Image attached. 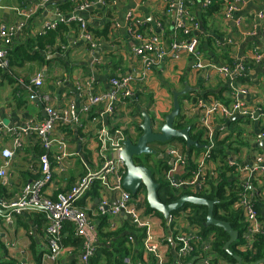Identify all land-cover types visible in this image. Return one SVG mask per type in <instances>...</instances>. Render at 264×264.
Masks as SVG:
<instances>
[{
	"label": "built area",
	"instance_id": "1",
	"mask_svg": "<svg viewBox=\"0 0 264 264\" xmlns=\"http://www.w3.org/2000/svg\"><path fill=\"white\" fill-rule=\"evenodd\" d=\"M246 1L225 0L218 14L225 21L230 22ZM69 2L71 8L73 6L71 11L60 12L54 8L51 19L45 21L38 30H28V34L41 36L47 31L55 30L59 24L74 25L79 32V37L93 52L99 44L80 15L105 7L108 2L107 0H69ZM194 2L195 0H161L163 14L170 24L169 31H166L160 22L155 23L158 32L151 28L144 29L145 22L138 19L134 12L126 13L123 19L126 35L136 43L132 52L140 61V66L127 74L109 76L105 91L92 94L87 87L91 80L89 77L76 80L74 83L76 95H71L67 101L63 102L62 107L55 108L53 98L39 91L42 85L40 73L34 75L29 83L16 81L17 86L28 94L30 101L41 102L44 118L40 124L24 130L9 127L0 120V178H5V170L9 167L15 153L22 149L25 136L32 135L34 144L42 150L38 157L41 181L24 184L14 198H0V219L9 223L15 216L25 211L41 213L45 223L43 260L53 264L57 263L58 257L65 249L62 245V232L64 227L69 225L74 237L80 241L79 260L81 264H89L99 246L96 218L107 215L108 230L116 232L118 229L116 220L123 215L130 226L142 231L144 235L141 243L143 253L146 258L150 257L154 264H211L212 237L210 236L208 241L203 240L198 230L189 225L187 219L189 210L180 211L177 215H171V213L164 218L163 223L170 230L173 244L172 254L170 257L166 256L170 247L165 238L154 239L153 237L151 226L155 213L144 208V190L140 189L134 197L122 186L126 168L120 159V152L125 140L127 138L136 139L140 132L136 130L128 135V130L122 126L107 124V121L113 118L124 105L133 109V112L129 110L130 114L136 115L137 113L138 115L140 111L139 93L134 84L144 79L151 69H158L160 63L166 58L176 59L179 54L185 53L191 60V68L196 72L209 70L220 76L231 92L232 103L225 105L213 97L197 96L190 107L195 126L202 132L203 139L206 141L200 157L197 159L188 157L176 146L167 147L162 152L163 156L165 155L171 162L168 170L162 174L163 180L175 190L189 191L191 196H196L197 193L208 189V181L217 177L216 167H212L213 161L210 153L215 147L218 135L226 130L227 123L233 121L232 119L236 116L254 124H259L264 120V113L258 106L244 103L240 99L247 95V89L237 86L234 82L237 77L244 79L248 77V63H261L262 53L252 49L249 62L240 57L229 64L212 60L211 57L214 55L203 50V44L206 46V42L201 43L203 39H211L217 52L225 51L228 46L232 45V42L228 41L225 36L219 38L204 31L197 18L199 15H194L190 11L191 7H194ZM51 3V0H40L29 9L17 7L14 9L16 18L9 24L0 18V70L4 73L11 75L8 52L14 43L19 42L16 41L19 33L24 34L25 37L31 20L36 15L47 11ZM197 4L199 11L205 10L210 7L212 0H202L200 4L197 1ZM257 17L264 19V14L258 13ZM118 27L117 21L112 22L113 29ZM166 35L169 38L168 43ZM64 50V45L54 44L47 46L42 54L46 58L59 57L63 55ZM96 65V61H92V70L96 68ZM68 82L69 79L64 76L56 80L55 85L59 87ZM90 117L98 125L94 149L98 163L91 156L85 158L83 161L87 173L77 184L67 193H59L55 196L46 195L45 187L52 182L56 171H63L64 161L71 156L67 150V134L76 135L82 128V121ZM156 126L153 124L154 129ZM6 139L11 146L7 147L8 145L4 144ZM220 139L222 138H218ZM255 143L258 146L264 145V127L260 128ZM227 164L235 168L241 188L239 198L234 205V209L240 213L243 225L238 250L254 253L257 237L264 236V223L255 208L261 196L256 184L264 183V152L256 154L248 162L240 161L237 154L231 153L227 158ZM90 166H94L97 170L91 171ZM94 181L99 183V190L104 196L99 199L93 215L89 216L83 208L78 206V201L92 188ZM105 194L108 196L106 197ZM110 197L114 198V204L109 202ZM128 242L134 243V236L129 235ZM198 245L201 246L200 253L197 250ZM6 247L13 249L15 245L7 244ZM74 250L70 247L67 251L71 254ZM125 261L128 263V260Z\"/></svg>",
	"mask_w": 264,
	"mask_h": 264
},
{
	"label": "crops",
	"instance_id": "2",
	"mask_svg": "<svg viewBox=\"0 0 264 264\" xmlns=\"http://www.w3.org/2000/svg\"><path fill=\"white\" fill-rule=\"evenodd\" d=\"M39 1L1 0L0 6L2 10L0 11V18L7 24L12 23L16 18L15 8L22 7L23 9H29ZM51 1L52 3L47 11L36 15L29 23L30 26L26 31L38 30L45 21L50 20L51 14L53 15L54 4L63 0ZM197 1L200 4L202 0H195L194 7H191L190 11L194 15H199L196 17L203 29L205 23L207 28L204 31L219 38L225 36L228 41L232 42V45L228 46V50L225 52L227 55L224 53V58L219 60L222 64H229L232 60L239 57L249 62L252 49L259 50L262 53L261 63H248L249 82H238L236 85L247 89V95L240 97V99L244 103L258 106L262 113H264V19L257 17L258 13L264 14V0H247L240 7V10L234 14V18L230 22L225 21L218 13H215L211 17L205 18L203 23L201 22ZM224 1L212 0V3H220L223 6ZM107 2L108 5L105 7L80 15L91 32L93 30L101 31L108 25V32L105 38L94 37L99 45L93 52L89 50L88 44L79 37L77 28L71 26L70 31L61 34L55 42L58 46L64 45L65 47L64 53L61 55L62 57L53 56L51 60L46 58L48 64L44 67L25 65L23 68L10 69L12 83L6 81L0 75V120L5 125L24 130L30 126L33 127L40 124L44 118L41 102L38 100L30 101L28 94L17 86L16 81L18 80L29 83L34 75L40 73L42 75L40 93L50 95L53 98L55 108H60L63 102L67 101L71 95H76L74 84L76 80L89 77L91 79L87 84L89 92L96 94L105 91L109 76L127 74L133 69L139 68L140 61L132 52V48L136 43L127 37L125 31L123 19L126 13L134 12L138 19L145 22L144 29L151 28L153 31L158 32L155 23L160 22L166 31H169L170 24L163 14L161 0H107ZM114 21L119 23L117 29L112 28V22ZM23 38L24 34L19 33L16 41L22 42ZM166 40L168 43V35H166ZM212 48L214 49L213 43ZM203 50L210 54L205 44H203ZM92 61H96L97 63L96 68L93 70ZM113 69H116V72H113ZM64 76L69 79V82L57 87L55 81ZM134 87L139 93L138 106L140 111L138 115L136 112V115L130 114L129 110L133 112V109H129V107L124 105L113 118L107 121L108 125H118L127 129L128 135L136 130L139 132L138 128L142 123V112H146L152 118L154 124L159 126L162 120L160 115L165 113V117L172 110L173 92L182 91L186 87H190L193 90L179 97V116L182 117L183 121H189L193 125L196 124L190 113V107L197 96L220 94L222 100L228 102V105L232 103L231 94L224 90V88H227L225 81L215 72L209 70L196 72L193 70L191 68V60L185 53L179 54L176 59H164L158 66V69H151L144 79L136 81ZM19 103L21 104L19 105ZM92 120L91 117L84 119L82 121V128L78 130L79 132L76 135L67 134V150L71 156L64 161L63 171H56L52 182L45 187L44 192L46 195L55 196L59 193H67L77 184L87 173L83 161L85 158L91 156L98 163L97 157L94 154L95 134L98 125ZM241 127L244 130V141L247 140L245 142L248 145L242 147L237 156L240 161L248 162L256 154L264 152L262 146L255 145L258 132L261 127H264V120L259 124L243 120ZM229 132L230 127H226L224 133H218V138L229 135ZM133 136L136 137V135ZM4 144L8 145L7 147L11 146L7 139L4 141ZM170 146L172 145L168 144L167 147ZM39 153L41 154L42 150L34 144L33 136L26 135L22 149L15 153L9 167L5 170L7 177L0 178V188H2L0 197L14 198L24 184L41 181L38 162ZM186 154H188V151ZM195 154V152H191L190 157L197 159L201 155V153L197 156ZM152 157L155 162L153 164L150 163V160L147 162V167L151 171H157L156 165L159 168L161 164L164 167L165 164L169 166L171 163L165 155L162 157V160L156 159L155 155H150V158ZM76 159H79L82 171L77 170V167H75L74 163ZM50 160L53 163V159L51 158ZM212 167L215 168L216 166L213 164ZM90 170L96 171L97 168L90 166ZM163 172L164 170L160 173L162 174ZM256 187L261 194L259 199L261 203L259 205L264 210V183L259 182L256 184ZM88 192L78 201V206L83 208L89 216H92L99 199L104 195L99 190L98 196L91 199L90 197L92 196ZM105 196L107 197L108 195L105 194ZM109 202L114 204V198L110 197ZM145 206L144 208H147ZM261 215L264 218V212H261ZM125 219L121 215L116 220L118 228L126 222ZM163 220V216L154 214L151 226L152 234L154 239H166V243L170 247L167 250L166 256L170 257L173 247L170 238L171 233L166 228ZM44 229L43 215L37 211H25L21 215L15 216L9 223L0 219V264H36L34 258L37 256H40V264H53L43 260L45 253ZM7 244H14L15 248L8 249L6 247ZM70 247L75 249L71 254L67 251ZM161 247L164 248L163 246ZM64 248L56 264H81L79 260L80 246L67 245ZM211 258L212 260L215 258L212 253ZM142 260L143 264H154L150 257L146 258L143 250Z\"/></svg>",
	"mask_w": 264,
	"mask_h": 264
},
{
	"label": "trees",
	"instance_id": "3",
	"mask_svg": "<svg viewBox=\"0 0 264 264\" xmlns=\"http://www.w3.org/2000/svg\"><path fill=\"white\" fill-rule=\"evenodd\" d=\"M57 8L60 12L71 11V4L69 1H60L56 2L53 6ZM221 10L220 3L213 2L210 7L206 10H200L201 22L203 23L205 18L211 17L213 14L218 13ZM206 22V21H205ZM72 27H75L72 25ZM204 23V29H206ZM71 26L59 24L58 27L53 31H47L44 35L41 36H30L27 31V35L23 38L22 42L14 43L8 52V59L10 64V69L14 70L17 68H23L25 65H34L37 67H44L48 64V60L43 56V51L47 46H52L55 44L56 39L61 36V34L70 31ZM91 32V31H90ZM108 32V25L103 28L101 31H92L91 33L94 37H106ZM206 42L207 49L214 56L211 57L214 61H219L224 58V55L227 53L228 48L223 52H217L212 48L211 39H203L202 44ZM201 48V45H200ZM225 53V54H224ZM118 65V64H117ZM31 72V71H28ZM113 72H116V69H113ZM0 75L5 78L6 81L12 83V78L9 74L4 73L0 70ZM235 84L238 82L248 83L249 75L246 79L244 78H235ZM225 91L230 90L224 88ZM231 96V95H230ZM202 97H213L221 103L228 105V102L222 100L221 95L210 96L204 94ZM23 102V101H21ZM21 103H19L20 105ZM243 120L236 119L227 123V127H230L229 135L218 140L216 138L215 147L211 150V158L213 164L216 166L217 177L208 181V189L203 192L197 193V197H203L208 200H216L214 205L213 216L214 218L228 222L233 230L238 233V239L236 242H233L229 245L228 249L230 254L224 250V244L228 241V235L221 229L209 226L204 227L203 224L206 219V207L185 204L180 210L173 212L171 215H177L180 211L189 210L188 223L189 225L195 227L198 230L199 235L203 240L208 241L209 237H212L210 244V252L214 255V259L211 264H237V261L234 259V256L241 258V264H254L257 261L264 259V236H258L255 243V252H241L238 250V246L241 243L243 225L241 223V216L238 211L234 209V205L239 198L241 188L237 180V174L234 167H229L227 164V158L231 153L238 154L242 147H246L248 143L244 141L243 133L244 130L241 127ZM174 128L182 129L186 126L190 127V138L192 141H195L200 146H206V141L203 139L202 132L198 131L195 125L189 121H183L181 116H178ZM235 128V129H234ZM140 132V129L138 128ZM172 142L180 144L181 150L184 154L188 151V157L191 155V152H195L196 156L204 151V148L191 147L187 149L185 147V142L182 139H173ZM187 150V151H186ZM40 154V153H39ZM149 158L150 156H146ZM135 163L138 165H144L147 167V159L145 162L138 161V158H135ZM157 171H151L154 181L158 183L157 197L160 203L164 205L171 204L177 201L182 195H192L189 191L175 190L171 187L169 183H166L163 180L162 170L167 171L169 166L167 164H161ZM155 167V166H154ZM149 168V167H148ZM193 168V167H192ZM162 169V170H161ZM2 193V188H0ZM0 193V194H1ZM91 199L98 196L99 193V183L97 181L93 182L91 190L88 192ZM4 196H1L2 198ZM260 198H258L255 205L256 211L259 214L260 218L264 223V218L261 215V212H264L263 208L261 209L259 203ZM147 210L154 212L155 214L161 216L156 211L151 210L146 201H145ZM107 215L99 216L97 220V232L99 237V246L97 247L95 255L90 259L89 264H143L142 260V239L144 237L141 230L135 229L130 226L127 222H124L116 232H110L107 230ZM62 245L67 246H80V241L78 238H75L73 235V230L71 226L66 225L62 232ZM134 236V243L128 242V236ZM108 243V244H107ZM198 253L201 252V246L198 245ZM36 264H40V256L34 258ZM128 260V263L125 261ZM264 264V263H261Z\"/></svg>",
	"mask_w": 264,
	"mask_h": 264
},
{
	"label": "water",
	"instance_id": "4",
	"mask_svg": "<svg viewBox=\"0 0 264 264\" xmlns=\"http://www.w3.org/2000/svg\"><path fill=\"white\" fill-rule=\"evenodd\" d=\"M51 58H47L51 60ZM55 58V57H54ZM190 87H186L182 91L173 92L172 94V110L161 121L159 126L155 129L153 127L154 121L146 113L142 112V123L139 126L140 134L136 139L127 138L124 142V147L120 152V159L124 162L126 173L122 181L123 188L130 192L134 197L140 189L145 192V201L148 207L159 213L164 218H167L171 213L180 210L185 204L204 206L206 207V219L203 224L204 227L213 226L223 230L228 235V241L224 244V250L230 254L229 245L236 242L238 233L232 229L228 222H224L214 218L213 210L216 200H208L203 197L182 195L177 201L164 205L160 203L157 197L158 183L154 181L151 170L144 166L135 163V158L156 155L155 149L151 147L152 144H167L173 139H182L185 142L187 149L191 147L203 148L197 142L190 138V128L184 127L182 129L174 128V123L180 113L179 97L191 91ZM241 119L236 116L232 120ZM264 149V145L262 144ZM163 153L157 155L158 160H162ZM14 158V157H13ZM7 174L5 173V178ZM123 216V215H122ZM124 217V216H123ZM237 264H241V258L234 256ZM264 263V259L257 261L254 264Z\"/></svg>",
	"mask_w": 264,
	"mask_h": 264
},
{
	"label": "rangeland",
	"instance_id": "5",
	"mask_svg": "<svg viewBox=\"0 0 264 264\" xmlns=\"http://www.w3.org/2000/svg\"><path fill=\"white\" fill-rule=\"evenodd\" d=\"M166 112H168V111H166ZM181 113H182V111H181ZM164 114H165V113H164ZM164 114H161V115H160V118H161V119L164 118ZM168 114H169V113H168ZM165 116H166V115H165ZM245 141H247V140H245ZM171 145H172V146H176V147H178L179 149H181L180 144H177L176 142H172ZM152 146H153V148H155L156 150H158V148H157L156 145H152ZM149 160H150V163H151V164H153V163L155 162L153 157H152V158H149ZM150 163H149V164H150ZM74 165H75V167H77V170L82 171V168H81L80 163H79V159H76V162L74 163ZM150 166H152V165H150Z\"/></svg>",
	"mask_w": 264,
	"mask_h": 264
},
{
	"label": "flooded vegetation",
	"instance_id": "6",
	"mask_svg": "<svg viewBox=\"0 0 264 264\" xmlns=\"http://www.w3.org/2000/svg\"><path fill=\"white\" fill-rule=\"evenodd\" d=\"M168 144H170V142L169 143H167V144H163V145H161V144H152V145H156L157 147H158V150H156L155 149V151H156V155H155V157H156V159H157V155L159 154V153H162L163 151H164V149L165 148H167V146H168ZM151 145V147L153 148V146ZM154 149V148H153ZM150 158V157H149ZM149 158H147V157H139L138 159V161H140V162H142V161H146L147 159H149Z\"/></svg>",
	"mask_w": 264,
	"mask_h": 264
}]
</instances>
